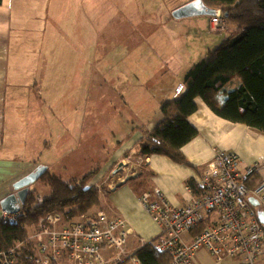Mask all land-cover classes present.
<instances>
[{"label":"crops","instance_id":"obj_1","mask_svg":"<svg viewBox=\"0 0 264 264\" xmlns=\"http://www.w3.org/2000/svg\"><path fill=\"white\" fill-rule=\"evenodd\" d=\"M156 1L148 0V3L156 5ZM126 3L136 4L138 7L145 5L143 0H115L116 8L108 16L110 20L104 22L103 0H1L0 148L3 145V128L6 122L5 103L13 102L18 94L15 89L20 90L17 87L13 90L14 85L24 86L32 91L37 89L44 93H56L60 91L59 86L67 77L72 75L73 79L69 87L70 93L67 91L63 98L50 103L48 115L54 116V121L46 128L50 142L46 144L48 141L44 140L42 150L35 151V154L16 149L12 155L0 157V199L13 190L12 185L16 179L42 163L40 161L44 158L43 155L48 156L45 148L60 150L68 146L69 141L72 149L68 153L72 155L79 150L75 147H81V141L97 139V130L107 124L94 126L95 113L89 99L94 88L93 74L103 76L110 73V92L119 102L110 103L108 107L115 127L111 123L110 131L103 130L102 143L99 145L106 149L101 153L109 158L101 163L100 172L93 180L95 184L100 182V186L103 185L108 173L114 172V167L124 162L125 170L121 172V178H125V183L118 185V176L113 184H117L115 189L112 188L113 185L104 188L106 193L100 195L103 198L100 207L109 214L123 216L129 222L132 234L128 238V250L132 253L141 246L140 239L148 241L158 233L157 226L139 202L142 192L158 188L172 205L184 206L190 195L186 186L190 185L196 192L199 187L197 178L202 174L206 163L212 159L214 148L232 151L242 163L251 165L264 157V133L217 116L201 98H197L196 111L187 117L188 122L197 129V134L181 147L188 165L178 163L164 154L144 155L140 152L139 140L142 131L151 130L161 120L160 101L176 97L181 83H173L170 87L168 84L164 93L155 96L152 92L153 74H150L154 70L155 61L146 57L136 66L129 64L124 56H120L121 61L118 62L115 60L119 57L108 58L110 53L98 58L96 54L98 51L103 52L104 44H108L104 51L107 53L124 43L126 38L133 36L145 39L136 43L150 44L151 32L162 27L174 29L176 25H168L167 14L150 22L147 15L130 13L125 7ZM201 21L204 19L199 20ZM207 26L210 28L209 17ZM104 27H110V33L90 49L87 45L88 35L93 28ZM134 28L148 32L134 35ZM62 29H66L68 33L62 32ZM232 29L229 27L225 31L230 32ZM24 30L28 33L24 34ZM82 37L86 47L81 46ZM24 45H28L25 46L28 47L25 51L29 52L30 63L26 65L20 81L16 66L10 68V62L16 59V51H20ZM106 59L113 66L104 74L102 66L105 68L104 65H108ZM113 61L116 63L113 64ZM148 67L152 68L150 72L145 71ZM94 92L97 95L95 89ZM62 99L68 101L65 105H69L71 111L72 105L77 102L70 114H66L69 111L64 109V103L60 102ZM138 106L140 109H137ZM46 112L41 121L38 113H32L31 118L39 123L44 122ZM69 117L73 118L72 122L67 120ZM37 132L35 139L38 137ZM43 134L45 135V130ZM80 156H83L81 151ZM256 174L253 182L264 179V165L260 164V170ZM194 261L196 264H241L239 257L218 259L206 248L195 251Z\"/></svg>","mask_w":264,"mask_h":264},{"label":"built area","instance_id":"obj_2","mask_svg":"<svg viewBox=\"0 0 264 264\" xmlns=\"http://www.w3.org/2000/svg\"><path fill=\"white\" fill-rule=\"evenodd\" d=\"M229 23L220 14L209 19L212 30L221 31ZM250 166L241 167L234 152L214 148L199 178L197 192L186 186L190 193L186 205H172L159 189L139 196L143 210L158 229L156 241L150 242L156 250L169 254L166 264H196L194 253L200 248L218 259L239 257L241 264H264V228L257 218L259 210L264 213V180L248 188L244 178ZM250 197L256 199L257 205H252ZM19 214L0 209V223H14ZM121 219L99 211L92 216L69 218L59 227L65 220L62 215L48 213L25 226L26 240L33 246L32 263L119 264L132 257L134 264H141L129 253L132 230ZM139 241L141 245L146 243ZM23 244L19 241L16 246L0 250V264H13L9 257L17 260L15 253Z\"/></svg>","mask_w":264,"mask_h":264},{"label":"trees","instance_id":"obj_3","mask_svg":"<svg viewBox=\"0 0 264 264\" xmlns=\"http://www.w3.org/2000/svg\"><path fill=\"white\" fill-rule=\"evenodd\" d=\"M202 1L209 7L219 9L223 18L239 25L233 34L226 36L218 46L191 64L180 81L184 89L173 99L160 101L162 119L151 130H143L139 140L140 152L144 155L160 153L187 165L189 163L181 147L197 134V129L187 119L188 115L196 111L197 98H201L217 116L264 133V0ZM80 42L81 46H87L83 37ZM115 61L120 62V57ZM107 63L105 68L102 66L104 74L113 66L110 60ZM43 156V162L49 161L47 155ZM254 164H251L244 178L248 188L264 180L252 181L260 170V165ZM95 174L96 171L90 170L69 180L63 178L60 172L39 176L35 182L40 179L49 191L38 200L36 188L29 186L24 202L19 204L18 220L14 223H0V250L23 241L24 244L15 253L16 263L33 264V246L26 240L25 226L33 225L40 216L51 212L70 217L73 215L70 211L72 209L83 213L92 205H97L99 199L96 189L93 186L84 187ZM81 178V182L75 180ZM192 231L196 232L197 229ZM157 236L130 255L141 264H166L170 260L169 254L156 250L150 242L156 241ZM126 262L128 259L122 263Z\"/></svg>","mask_w":264,"mask_h":264},{"label":"rangeland","instance_id":"obj_4","mask_svg":"<svg viewBox=\"0 0 264 264\" xmlns=\"http://www.w3.org/2000/svg\"><path fill=\"white\" fill-rule=\"evenodd\" d=\"M114 1L115 0H113V7L111 8L112 0L110 1L103 0L102 5H103L104 22L110 20L108 19V16L111 13V10H114L116 8V5H114ZM143 1L145 2L144 6L138 7L136 4L126 3L125 7L130 13H135L138 15H147L150 18V22H153L158 16L167 14L168 25L169 26L176 25L175 28L171 29V28L162 27L160 29H156V32L155 31L151 32L149 34L151 38L150 44L136 43V42H143L145 41V39L139 38L138 36H133L130 38H126L124 43L120 44L113 51L110 49L107 53H104V51L108 44H104L103 52L98 51L96 54V58L102 56L103 54L110 53L108 58L113 59L116 57L124 56L129 61V64L133 63L136 66L141 64L146 57L147 59H151L152 61H155L154 70L150 73L153 74V77L151 78L153 83L152 92H154L153 94L155 96H157L158 93L160 94L164 93L166 91L168 84L170 87L173 83L178 84L180 80L182 81V77L184 73L191 66V64L196 63L197 60L202 58L208 50L210 49L212 50L213 48L218 46L226 36L233 34L235 32V29L239 25L238 23L235 24L234 22H232V20H228L224 17L225 20L229 21L230 23L227 24L223 30L216 32L215 30H212L207 26V19L210 16L196 15V16L183 17L176 20V18L172 16L173 8L177 6L180 7L192 0H157L155 3L156 5H154V3L149 4L148 0H143ZM215 14H220L222 16L221 11L219 9H216ZM200 19H204V21L199 22ZM224 25L225 23H223L222 26ZM229 27L233 29L230 30V32L225 31ZM222 28L223 27H221L220 29ZM109 30L110 27H104L102 29L93 28L92 33L89 34L87 37L88 47L90 49L93 48V46L95 47V44L98 40L103 39L105 36H107L110 33ZM143 31L145 33L148 32V30L145 29L142 30L138 28H134L133 30L134 35H138L140 32ZM62 32L68 33L66 29H62ZM25 33H28V31L24 30V34ZM210 42L211 45H208ZM25 46L28 45H24L21 47L20 51H16V59L13 60L14 62L12 60L10 62L11 63L10 68L13 69V65L16 66V72L19 75L20 81L21 79H23L26 65H29L30 63L29 52L25 51L27 50L28 47ZM84 65L85 64H83V67ZM151 69H152L151 67H148L146 68L145 71L150 72ZM169 78L171 79L169 80L168 83L167 81ZM72 79H73L72 75L67 77L64 83L60 84L59 86V88H61L60 91L56 93H54V91H51L50 93H44L42 91H37V89H33L34 91H32L24 86H20V87L17 85L13 86V90L16 87L20 88V90L15 89L18 94L15 95V99L13 100V102L6 101L5 103L6 122L4 123V128H3L4 139H3V145L0 148V157L6 155L7 156L12 155L16 151V149L18 150L21 149L20 151H25L28 154L30 153L35 154L34 153L35 151L40 152L42 150V142L44 140L48 141L46 128H48L54 121V116L51 117L48 115L50 103L57 101L60 98H63V96L67 94V91L68 93H70L69 87L72 82ZM110 80H111L110 73H107L103 76L96 75L94 73L93 83H92L94 88L92 89L89 98L93 106V111L95 113L94 126H97L102 123H106L108 127L102 126V128L97 130V137H96L97 139H87L81 141L80 142L81 147L78 146L75 147V149H79V150L73 153L72 155L68 153L72 149V147L69 146V141H67L68 146H65L60 150L56 149L54 151V149L52 148L51 149L49 147L45 148L44 150H46L48 157H50L48 158L49 161L46 160L43 162L44 159L42 158L40 161L42 163L37 165V167L45 168V170L43 171L42 175H40V177L43 176V174L45 173L55 174L56 172H60L62 177L65 178L66 180H69L71 178H77V176H82L84 173L90 170L96 171V174L92 177V179L90 178L86 182L87 184H85L84 187L93 186L96 189L99 199L98 204L92 205L91 207L86 209L83 213H80L78 210H73V209L70 210L71 214L73 215L70 217H66L63 215L65 218H63L62 216V220L63 219L65 220L60 221L59 227L62 226L69 218L72 219V217H74V219H77L80 218L81 216H92L94 215L95 212H99V211L106 213L110 217H114V216L121 217L122 221L129 223L128 221H126V219L123 216L109 214L106 212V210L100 207L103 204V198L100 195H104L106 193L104 188L113 185L118 179L117 178L118 176H119V181L117 184L121 185L125 183L124 181L125 178L124 179L121 178L122 176L121 172L125 170L124 162H122L123 164L119 163L118 167L117 166L114 167L116 171L114 170V172L108 173L107 179L103 183V185H106L105 187L103 185L100 186V182L95 184L93 180V178L96 177L100 172L101 163L109 158V156L103 155V153H101L103 151H106V149L102 148L99 145L102 143L101 138L103 136V130L105 129L107 131L108 130L110 131L109 128L111 123L115 127V125L113 124L114 119L112 118V114H110L108 107L110 106V103H114V104L118 103L119 99L111 95ZM178 88L181 91L184 89L182 84L179 85ZM94 89L97 91V95L94 92ZM153 94H151L152 97L154 96ZM33 97H35V99H33ZM60 102L64 103L65 105L68 101L62 99ZM10 103H12V105H10ZM75 103L72 105V111H73V107L76 106ZM64 109L66 111H69V113L66 114H70L72 112L71 107L69 105H65ZM137 109H140V106H138ZM44 112H46L44 122L39 123V121H36L31 118L32 113H38L40 115V121H41ZM67 120L72 122L73 118L69 117ZM44 130H45V135L43 134ZM36 132L38 136L37 139H35ZM80 151L83 153V156H80ZM263 161H264V157L259 161H256L255 163L259 165L260 164L263 165L262 163ZM240 162H241V167L248 166L242 163V161ZM200 177L201 174L197 178V183L199 182ZM75 180L78 182L83 179L81 178ZM117 184L113 185L112 188L115 189ZM188 186L192 189L193 193L197 192L198 190L197 188L195 192V190L190 185ZM30 188H36V195L38 197V200H41L43 198V195L49 191L48 187L42 184L40 179L36 182L34 181L33 183H31ZM154 189H158V188H153L145 192H152ZM9 193H11V191H9ZM251 198H253L256 201L254 197ZM255 205H257V201ZM51 213H59V212H51ZM43 216H40V218ZM103 224L105 225V222H103ZM128 226L132 230L129 224ZM9 259L13 260V264H17L16 260L13 259L12 257H9ZM122 264H134V262L132 261V257L128 258V262Z\"/></svg>","mask_w":264,"mask_h":264},{"label":"water","instance_id":"obj_5","mask_svg":"<svg viewBox=\"0 0 264 264\" xmlns=\"http://www.w3.org/2000/svg\"><path fill=\"white\" fill-rule=\"evenodd\" d=\"M215 13L216 8L207 6L202 0H192L172 10V16L176 19L196 15L214 16ZM44 170V167H37L35 172L17 180L13 184L14 192L7 194L0 199V209L6 210L10 213L17 212L19 210V204L24 202L28 185L42 175ZM249 201L254 205L256 204V201L251 197L249 198ZM257 218L264 227V213L262 211L259 210L257 212Z\"/></svg>","mask_w":264,"mask_h":264},{"label":"flooded vegetation","instance_id":"obj_6","mask_svg":"<svg viewBox=\"0 0 264 264\" xmlns=\"http://www.w3.org/2000/svg\"><path fill=\"white\" fill-rule=\"evenodd\" d=\"M36 171V168H34V169H32V170H30L29 172H27V173H25L24 175H21L18 179H16L15 181H14V183L17 181V180H19V179H21V178H23L24 176H26V175H29L30 173H33V172H35ZM13 183V184H14ZM13 186V185H12ZM29 186L30 185H28V187L27 188H29ZM12 191L11 192H14V188L12 187ZM6 194H9V192L8 193H6ZM5 194V195H6Z\"/></svg>","mask_w":264,"mask_h":264}]
</instances>
